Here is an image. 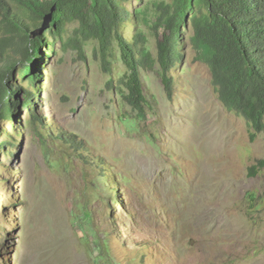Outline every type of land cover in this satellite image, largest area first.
<instances>
[{
  "label": "rangeland",
  "instance_id": "rangeland-1",
  "mask_svg": "<svg viewBox=\"0 0 264 264\" xmlns=\"http://www.w3.org/2000/svg\"><path fill=\"white\" fill-rule=\"evenodd\" d=\"M172 3L122 0L138 14L119 33L128 43L141 33L155 60L151 26ZM76 27L41 33L38 82L19 76L15 55L10 85L32 99L0 120V264H264V169L249 172L264 160V133L251 140L248 122L222 105L195 60L190 16L172 96L157 64L139 67L143 117L123 98L118 44L104 73L95 41H70ZM17 41L0 48V69Z\"/></svg>",
  "mask_w": 264,
  "mask_h": 264
},
{
  "label": "trees",
  "instance_id": "trees-1",
  "mask_svg": "<svg viewBox=\"0 0 264 264\" xmlns=\"http://www.w3.org/2000/svg\"><path fill=\"white\" fill-rule=\"evenodd\" d=\"M53 7L50 30L60 33L66 23H77L70 41L79 49L82 42L95 41L93 55L104 73L113 71L114 43L118 44L122 61L129 69L123 98L139 116L144 113L146 101L139 67L151 70L157 64L165 93L171 97L170 72L183 58L179 44L183 25L190 16V44L196 52L195 60L208 67L222 105L248 122L251 140L264 133V0H173L172 5L156 14L151 26L156 37L155 60L144 46L141 33L135 34L132 43L119 33L120 24L138 14L126 11L122 0H0L4 28L0 48L14 37L18 40L14 55L8 57L12 61L0 69V120H13L19 108L30 106L29 91L19 95L21 89L10 85L18 69L15 55L22 57L19 76L31 83L40 81L41 73L34 70L41 69L40 60L45 58L44 37L41 34L32 39L28 33L42 24L44 15ZM260 169H264V160H258L249 172L256 174Z\"/></svg>",
  "mask_w": 264,
  "mask_h": 264
},
{
  "label": "water",
  "instance_id": "water-1",
  "mask_svg": "<svg viewBox=\"0 0 264 264\" xmlns=\"http://www.w3.org/2000/svg\"><path fill=\"white\" fill-rule=\"evenodd\" d=\"M54 11H55V7H53L47 14L44 15L40 27L32 29L28 33L32 39L37 38L43 31H45L50 26Z\"/></svg>",
  "mask_w": 264,
  "mask_h": 264
}]
</instances>
